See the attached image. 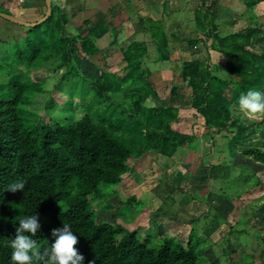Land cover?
<instances>
[{
    "label": "trees",
    "instance_id": "16d2710c",
    "mask_svg": "<svg viewBox=\"0 0 264 264\" xmlns=\"http://www.w3.org/2000/svg\"><path fill=\"white\" fill-rule=\"evenodd\" d=\"M244 1L252 7L259 0ZM193 14L195 29L184 37L187 46L215 50L224 60L212 63L207 54L182 61L181 79L191 91L190 107L203 117L204 133L212 141L217 135L226 137L231 155L245 145L239 150L241 155L264 167V146L247 143L245 134L251 124L234 111L241 94L249 89L264 92V49L253 51L252 36L247 33L221 35L207 0H200ZM67 22L65 14L55 15L52 8L43 22L27 27L10 42H0L7 44L0 46V264H14L11 240L19 220L33 214L41 224L33 237L41 250L54 243L52 229L68 224L78 237L76 247L84 256L83 264H199L192 229L185 243L174 245L165 238L153 247L150 234L139 237V228L131 230L119 222L95 219L94 203L101 198V183L116 186L131 171V161L148 152L172 157L197 133L172 127L179 118L178 107L146 105V99L157 93L148 79L150 70L142 66L148 52L145 41L121 44L123 73L105 69L97 77L82 72L80 64L101 51L94 37L106 33L108 23L100 20L85 35L71 37L64 30ZM142 22L151 32L157 59L168 60L169 40L163 27L153 20ZM114 32L116 36L117 30ZM62 65L66 69L59 82L73 83L70 96L60 103L49 100L46 109L56 108L60 115L46 121L27 109L45 85V79L32 78L30 71L46 66L56 72ZM76 80L89 88L95 101L83 104L75 100L71 93ZM178 86L172 85L170 92L175 94ZM60 88L56 86L55 91ZM77 103L82 108L78 117L74 115ZM209 167L212 179L228 176L230 168H235L234 181H247L249 187L264 184L245 165L235 167L230 161ZM18 181H24V190L9 191L8 186ZM134 198L131 195L127 202ZM111 206L108 202L106 207Z\"/></svg>",
    "mask_w": 264,
    "mask_h": 264
},
{
    "label": "crops",
    "instance_id": "0c3cea01",
    "mask_svg": "<svg viewBox=\"0 0 264 264\" xmlns=\"http://www.w3.org/2000/svg\"><path fill=\"white\" fill-rule=\"evenodd\" d=\"M53 2L58 7V12L65 14L68 18V22L65 24L64 28L68 36H83L88 32V27L95 25L100 20L108 23L109 30L101 37H94V40L101 50L98 53H103L108 60H112L116 57L119 63L113 66L110 61L108 62L109 68L105 69L123 73L124 62L122 59L121 44L128 43L132 40L145 41L147 43L148 52L145 54L142 66L150 70L148 79L152 83L154 91L157 93L156 97L149 96L146 101H148V99L161 98L163 92L167 91L165 92L167 96L169 94L173 96L171 97L172 102L158 105H172L178 107L179 118L172 123V127L177 131L192 134L189 121L192 113L190 114L189 111L194 109L190 107V94L184 97V94L179 91L181 86H185L181 79L180 65L183 60H189L198 56H206L205 49L203 48H196V50L201 49V54L199 55L189 58L184 56V53L186 54L192 49V47L187 46L184 37L194 34L195 21L193 12L200 3V0H61L59 2L52 0V3ZM207 5L215 11L216 20L219 24L218 30L221 35L234 32L247 33L252 36L250 48L253 51L259 52L264 49V0H259L252 7H249L244 0H207ZM0 11L12 14L27 22H35L45 14L46 3L45 0H0ZM151 20L157 21L168 35L170 47V57L168 60L159 61L157 59V51L151 32L148 29L147 23L142 22ZM111 27H114V29L111 30ZM26 28L27 26L14 23L0 16V42L11 41L13 38L20 36ZM115 29L117 30L116 36L114 32ZM220 29H223L224 33H221ZM173 33H176V35H173ZM117 53H120L119 57ZM208 54L212 63L221 64L224 60L222 55L215 50L209 49ZM152 75L154 76L153 79L151 78ZM159 75L162 79L160 82H155L154 78ZM174 84L179 85V88L175 94H172L170 89ZM185 87L191 92L189 87ZM146 104L149 106L155 105L148 104L147 102ZM234 111L238 115L244 116L251 124L246 135L247 143L256 146H264V119H250L240 112L238 108H235ZM193 112L192 119L195 117L198 122L203 123V117L199 116L195 110ZM257 132L259 133L260 139L253 142L252 137L256 136ZM249 139H251V142H249ZM194 140H196L195 147L189 148L188 145H185L181 148H185V150L181 152V154L186 153L185 160H194V156L197 155L198 161H200L202 155H208V153L211 152L210 150H212L208 148L209 146L203 147L201 145L202 142L199 143V141L204 140L207 145L209 136L204 132H201L199 136L188 144L192 143ZM222 150L223 149H218L216 154L212 151V155L219 156V151ZM234 156L237 155L235 154ZM144 157H151L149 160L151 162L162 160L165 163H167V159L169 158L164 155L148 152L142 157L134 160L136 165L138 162H144ZM230 157L232 156L228 150L227 154H221V157L219 156L216 160L212 161H214V163L223 164H229L230 161H232L235 167L245 165L249 173L256 172L258 176H260L259 172L264 171L263 165L253 161L249 157H245V163H238L236 161L240 160H233ZM212 161L206 165L207 168H204L203 174L206 172L207 174L209 173L208 168H210V164H213ZM175 163L176 160L172 161L170 165H163L162 167H165L169 172L171 169L170 166H172L174 170ZM177 164L179 165L180 163ZM188 167H190V165ZM201 167L203 168L202 165ZM201 167H199V169ZM260 168L261 171H258L257 169ZM131 170H133L132 166ZM199 172L200 176H203L200 170L195 171L194 175L196 176ZM138 175L140 176L139 173ZM170 175L172 177V174ZM198 177L199 176H193L195 187L197 183H204L200 180L196 182L195 179ZM174 178L177 177H172V179ZM207 178L208 181L204 184L210 186L212 178H210L209 175H207ZM262 180L264 181V179ZM214 181H216V179H214ZM263 185L248 187L243 193L238 195L234 194L229 198L213 197L210 198L209 203L196 201L198 204H196L195 207L198 213H200L199 216H205L203 219L216 215L211 210L214 206L215 211H218L217 213H219V217L221 218V224L214 229V233H211L214 235L213 241L211 242L212 244L209 245L205 251L201 252L202 256L208 260L207 264H247L244 262L247 258L251 260L248 264H264ZM244 195L245 198H242ZM210 204L213 205L209 206ZM221 205H223L222 207L224 208H222ZM193 207L194 206L191 208ZM198 213L194 214L198 215ZM171 219L170 217V222ZM190 221L191 219L187 220L185 223L187 224ZM175 223H179L178 218H176L173 223H169L164 232L176 233L178 226L174 225ZM232 225H235L236 228L233 229ZM187 227L190 230L191 227H189V225H187ZM189 230L186 234L189 233ZM243 234L244 237H242ZM225 249L228 250V254H225Z\"/></svg>",
    "mask_w": 264,
    "mask_h": 264
},
{
    "label": "rangeland",
    "instance_id": "374dc122",
    "mask_svg": "<svg viewBox=\"0 0 264 264\" xmlns=\"http://www.w3.org/2000/svg\"><path fill=\"white\" fill-rule=\"evenodd\" d=\"M52 6L54 14L57 15L59 13L58 7L54 2L52 3ZM220 32L224 33L223 29H220ZM1 45L7 44L0 43V46ZM119 54L120 53H117L118 57ZM199 54H201V49L196 50L192 48L190 52H187L186 54L184 53V56L189 58ZM207 54L208 51L205 50V55ZM1 56L2 54H0V58ZM110 61L112 62L113 66L119 63V60L116 57L112 60H108L105 58L103 53H96L88 59H83L80 64V68L82 72H88L96 75L97 77H102L104 75L105 68H109L108 62ZM65 69L66 67L62 65L56 72H53V69H50L46 66L45 68H41L38 70L31 69L30 71L32 78H34L35 76L45 79V85L43 91L37 93L33 97V102L27 106V109L34 110L35 112H37V114H39L40 117H42L46 121H50L51 117L60 115L58 109L56 108L53 110L46 109V104L49 102V100L53 98L54 102L58 101V103H60L68 100V97L70 96L69 89L73 83L71 82L70 85L68 84L69 86H67L66 83L61 84L59 82L61 75L63 74ZM153 77L154 76L152 75L151 78L153 79ZM161 79L162 77L159 75L154 78V81L160 82ZM74 82L77 85L73 87L71 95L75 97L76 101L83 104L95 101L94 99H91V92L89 91V88L84 87L80 80H76ZM56 86H61L58 93L55 91ZM179 91L184 94V97L190 94L189 90L186 89L185 86H181ZM165 92H163L161 98L148 99V101L146 102L148 104H155L151 106H166L158 105L172 102L171 97L173 96H171L170 94L167 96V93ZM78 105L79 103L76 104V110L74 112V115L77 117L82 111V108L78 107ZM236 108H238V106ZM193 111L194 110L189 111L190 114L192 113L191 119L189 120L190 127L192 133L196 130L195 132L197 133V136H199L201 132H204V128L202 123L198 122L195 117L192 119L194 113ZM248 131L249 129H247L245 135H247ZM204 140L199 141V143L202 142L201 145L203 147L209 146L208 148L212 150H210L211 152L208 153V155H202L200 161H198L197 155L194 156V160H185L186 153L181 154V152L185 150L184 148L178 150L176 155L169 157L167 159L169 162L167 161V163L163 162L162 160L151 162L149 161L151 157H144V162H138V164L136 165V162L133 160L131 162L133 170H131L130 173L128 172L127 174H125L119 184L114 186L107 183H101L100 195L98 196L101 198L99 200H96V202L94 203L95 219L97 221H109L111 223L119 222L120 224L131 230L139 228V237L140 235L145 236L146 234H150V245L153 247H158L165 238L171 240L174 245L177 243L180 244L187 242L190 235V232L186 234L189 230L187 225H189V227H191L190 230L192 229L191 242L194 244L196 252L199 253V264H207L208 260L202 256L201 252L205 251L207 247L212 244L211 242L213 241L214 235H212L211 233H214V229L219 224H221V218L218 214V216L214 215L212 217L203 219L205 216H199L200 213H198L197 208L195 207V205L198 204L196 201L209 203L210 198L213 197L229 198L234 194L238 195L240 193H243V191L246 190L251 183L249 184L247 181H234L236 178L234 173L235 168H230V173H228V176H223V178H219L220 180L216 179V181L212 179L210 186L208 184H204L208 181L207 175H209V173L207 174V172L203 174L206 165L211 163L212 160H216V158H218L219 156L221 157V154H227V151L229 150V148L227 147L226 137L217 135L213 141L209 137V140H207V145ZM249 142H251V139H249ZM195 143L196 140L187 145L189 146V148L195 147ZM244 146L237 147V156L231 155L232 157L230 158H232L233 160H240L236 161L238 163H245L246 156L241 155V153L239 152V150ZM218 149L223 150L219 151V156H213L212 151L216 154L218 152ZM175 160V168L173 170L172 166H170L171 169L169 170V172L170 174H172V177L177 178L172 179L167 169L162 166H168L172 163V161ZM177 163L180 164L178 165ZM212 163H214V161H212ZM189 165L190 167H188ZM201 165L203 166V168L201 167ZM199 167L201 168L199 169ZM209 169L210 168H208V172ZM197 170H200L203 176H200L199 172L196 175L199 176V179H195L196 182L200 180L204 183H197V186L195 187L193 176L196 177L194 175V172ZM257 170L261 171V168ZM137 171L140 176L138 175ZM227 171H229L228 168ZM224 173H226V171ZM259 175L262 179H264V171L259 172ZM131 195H133L134 197L136 196V199L134 198V201L128 203L127 200ZM242 198H245V195L244 197L242 196ZM108 202L113 204V206L107 208L106 206ZM211 205L213 204H210L209 206ZM190 206L194 207L191 208ZM222 206L223 205H221V207ZM211 210L214 212V214H216L217 211H215V206ZM113 213L116 215V217H113ZM194 213H198V215ZM170 217L172 218L171 222L169 221ZM174 217L178 218L179 220V223L174 224L178 226L176 233H169L167 231L165 233L164 230L165 228L167 229L168 224L175 221L176 218ZM189 219H191V221L186 224L185 222ZM232 228L234 229L236 228V226L232 225ZM242 237H244V234L242 235ZM224 251L225 254L229 253L227 249H225ZM244 262L248 264V262H251V260L247 258Z\"/></svg>",
    "mask_w": 264,
    "mask_h": 264
},
{
    "label": "clouds",
    "instance_id": "9594fccd",
    "mask_svg": "<svg viewBox=\"0 0 264 264\" xmlns=\"http://www.w3.org/2000/svg\"><path fill=\"white\" fill-rule=\"evenodd\" d=\"M238 109L250 119H264V92L249 89L239 96ZM259 139V133L252 137L253 142ZM24 181L10 184L8 190L15 193L23 191ZM41 228L38 216L33 214L19 220L15 238L11 240V260L14 264H83L84 256L78 252L76 245L78 237L71 230L70 225L64 224L61 228L52 229L54 243L50 248L41 250L38 241L34 239ZM26 233H30L26 234ZM89 264H94L90 261Z\"/></svg>",
    "mask_w": 264,
    "mask_h": 264
},
{
    "label": "water",
    "instance_id": "95a60500",
    "mask_svg": "<svg viewBox=\"0 0 264 264\" xmlns=\"http://www.w3.org/2000/svg\"><path fill=\"white\" fill-rule=\"evenodd\" d=\"M45 3H46V11H45V14L40 18L38 19L37 21L35 22H27V21H24L20 18H17L15 16H13L12 14H8V13H5V12H2L0 11V16L7 19V20H10L14 23H17V24H20V25H24V26H27V27H31V26H35L41 22H43L44 20H46L51 12H52V0H45Z\"/></svg>",
    "mask_w": 264,
    "mask_h": 264
},
{
    "label": "built area",
    "instance_id": "2783aa9c",
    "mask_svg": "<svg viewBox=\"0 0 264 264\" xmlns=\"http://www.w3.org/2000/svg\"><path fill=\"white\" fill-rule=\"evenodd\" d=\"M53 1L59 2V1H61V0H53Z\"/></svg>",
    "mask_w": 264,
    "mask_h": 264
}]
</instances>
